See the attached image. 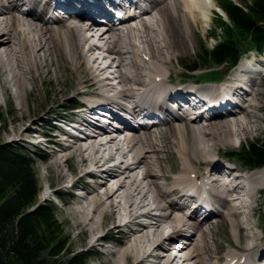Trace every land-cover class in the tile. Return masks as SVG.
<instances>
[{
  "label": "bare ground",
  "instance_id": "obj_1",
  "mask_svg": "<svg viewBox=\"0 0 264 264\" xmlns=\"http://www.w3.org/2000/svg\"><path fill=\"white\" fill-rule=\"evenodd\" d=\"M49 1L0 0V94L10 97L19 110H26L14 119L12 139L16 140L24 132L32 135L39 131L29 127V122L19 124V120L30 114L33 102L29 94L37 90V94H46L43 82L60 79L62 66L84 72L85 78L77 81L74 91L97 86L96 92L80 103L84 113L71 109V115L64 116L66 124L75 119L73 128L83 136L37 139L66 140L61 141L60 149L53 150L52 165L69 181L65 185L81 182L83 187L67 208L75 225L94 235L103 232L113 216L114 230L125 233L127 239L115 248L106 246L103 252L108 264H178L176 250L187 251L181 257L185 264H257L258 255L264 254V243L260 239L261 246L256 234L244 232V219L241 221L238 214L244 205L253 208L247 219L255 223L251 219L253 203L264 184V169L244 174L231 165L233 160L225 158V153L213 154L219 144H230L241 133L253 135L263 129V77L244 80L231 73L221 84L202 83L199 75L194 85L182 79L186 74L173 61L190 55L200 21L211 19L213 8H219L215 0H148L151 6L142 16L114 19L103 12L106 23H97L99 18L90 12L61 17L45 7ZM20 4L25 6L23 11ZM247 60L264 65L263 56L254 54ZM174 75L176 81L172 80ZM195 91L201 92L202 100L211 97L214 101L234 92L242 105L226 114L204 110L190 118L195 106L186 98ZM152 106L167 109L166 115L153 116L152 123L138 128H117L115 121L127 124L129 113L143 115ZM177 106L185 107L184 112L175 111ZM109 107L114 111L113 119L109 118L103 129L98 124L108 117L98 109ZM90 114L94 122L86 118ZM222 115L225 117L218 118ZM63 123L60 131L69 135ZM167 153L175 154L181 163L173 174ZM206 160L212 163L195 170L197 163ZM64 164L67 171H62ZM78 165L80 172L74 168ZM87 176L92 184L85 182ZM207 184L210 196L203 197ZM49 195L42 191V197ZM214 214L219 218L214 219ZM221 221L238 243L235 246L232 241V249L227 248L228 253L220 257L221 245L214 232ZM103 236L95 234L91 244Z\"/></svg>",
  "mask_w": 264,
  "mask_h": 264
},
{
  "label": "trees",
  "instance_id": "obj_2",
  "mask_svg": "<svg viewBox=\"0 0 264 264\" xmlns=\"http://www.w3.org/2000/svg\"><path fill=\"white\" fill-rule=\"evenodd\" d=\"M218 3L228 20L216 13L214 35H218V27L222 32L212 47L200 45L196 59L231 65L248 50L262 51L264 0ZM2 131L0 125V264H89L91 252L69 246L55 204L38 202L37 160L31 152L4 142ZM233 153L248 166L264 165V138L250 141ZM39 156L46 159L45 154Z\"/></svg>",
  "mask_w": 264,
  "mask_h": 264
},
{
  "label": "rangeland",
  "instance_id": "obj_3",
  "mask_svg": "<svg viewBox=\"0 0 264 264\" xmlns=\"http://www.w3.org/2000/svg\"><path fill=\"white\" fill-rule=\"evenodd\" d=\"M234 1H236L237 3L241 2V0H234ZM215 2L217 5H219L218 0H215ZM217 10L219 12L222 11L221 9H220L221 10L220 11L219 8ZM215 13H216V8H213V12L210 14L211 19H208L205 22L202 20L200 21V24H199L197 31H196L197 35H196L195 41H194L195 45L193 48H191L190 55L181 56L177 63L175 60H173L174 63L177 64L184 73L187 72L190 74H197L198 72L201 71V69H197L196 71H189V70H187V65L188 66H196L199 63L198 60L196 59L197 54L199 52V48H200L199 46L200 45H206L207 47H212L215 44L217 37L220 36L219 33L222 32L220 27H218L219 29L216 30L218 35H214V29H215L214 26L216 25ZM70 22H71V20L66 21V23H70ZM223 69H225V67H223L222 70ZM190 74L189 75L186 74V76H184L182 79L183 80H190V83L194 84L193 81L195 80V78L196 77L200 78V76L199 75H190ZM175 77H176V75H174L172 80L176 81ZM83 78H85L84 72L78 73L77 71L73 70L72 67L67 68L65 66H62L60 79L53 77V78L45 80L43 82V86L46 90V94H44V93L37 94L38 90H37L36 94H33V95L29 94V98H32L31 101L33 102V105H32V108L28 111V113H30V114L26 115L25 116L26 118H23V121L19 120V124H20V122H25V123L29 122V127H37L38 128L37 130H39V131H36V133L32 134V135L29 132H24V134H22V136L16 140L12 139V137L15 136L13 134L14 132L12 129L14 122H15L14 119L18 116H22L23 114H26V110L25 109H22V111L19 110L18 108H16L15 102L10 97H3L0 94V116L2 117L1 121H0V125L3 129L2 139L4 142L8 143L9 145H11L13 147L23 148L26 151L31 152L32 156L37 160L36 166L38 169V176H39V180H40V191H39V195H38V202L49 201V202H52L55 204V206L57 207V211H58L57 217H58L59 221L62 222V224L65 228L66 238L69 241V246L75 250H83V251H86L88 253L91 252L93 254V257L89 261V264H108L107 263V261H108L107 257L103 252L104 249L108 245H110L112 248H115V245H120L121 241L127 239L125 236V233L119 232L118 229L114 230V226H115L114 221H113L114 218H113V216L110 215L109 219L107 220L108 222L104 226L103 232L101 231V232L95 233V234L101 233L104 235L100 239V241H99L100 243L98 242L95 244H91L90 240L94 238L95 234L94 235L91 233L89 234L86 229H83V228L75 225L73 214L69 213V211L67 209L68 206L73 204L74 201L77 199V195L73 192V189H71L70 187L65 185V183H67L69 181L63 180L61 178V175H59V173H60L59 168L56 165H52V161L55 159V156H52L53 150L60 149L61 148V146H60L61 141L66 142V140H64V139H60V141H55V140L40 141V140H37L40 138L50 139L52 137L54 139H59L60 137L63 138V136L68 137V133L63 134L60 131V128H61L60 126L63 123V120H65L64 116L69 117L71 115L70 114L71 112L67 109L64 110V107L70 104L69 99L76 98L80 102L81 100L88 99L89 96H91V94L95 93L97 90L96 85H86L83 88L84 90H82V87H79L80 88L79 90L74 91L75 88L77 87V81H83ZM200 80H201V78H200ZM263 82H264V78H263ZM85 89H87V90H85ZM80 92L84 93V94H82L80 97L77 95L74 97V95L76 93H80ZM239 110L240 109H238L234 112H238ZM229 115H232L231 118L235 117L234 114H229ZM54 116H56V117H54ZM77 117H79V116H77ZM221 117H225V115L218 116V118H221ZM73 118H75V116L70 118V119H73ZM86 118L91 120L92 122L95 121V119L91 118V114L87 115ZM83 122H84V120H83ZM19 126H22V123ZM108 126H109V123H108ZM262 127H263V129L257 131V133H255L253 135L252 134L246 135V136H243V134L241 133V130H239L241 135H239V137L236 139V141L232 142L230 144H227V143L219 144V147L215 149V153L213 154V157L221 156L222 153H225V151L227 149L230 150L233 148L234 149L240 148L241 145L242 146L246 145L250 141H254V140H257L260 138H264V124L262 125ZM88 129L91 130L90 128H88ZM57 135H58V137H57ZM210 136H213V135H210ZM32 137L35 139L34 141L31 140ZM53 143H56V144L48 146V144H53ZM60 153H64V151L60 152ZM41 154H45L46 159H42L39 156ZM167 154L169 156V158L167 159V164H170V162H172L173 167H174V169L170 171V174H173L176 171V169L180 166L181 163L176 158L175 154H173V153H170V154L167 153ZM232 160H233V162L231 163V165L238 166V168L241 169L240 172H243L244 174L248 173V172L249 173L252 172V171L248 170L249 168H246V166L242 162H240L238 159L232 158ZM111 161H113V160H111ZM70 162H72V164H73L75 162L74 158H72V160ZM210 163H212V162H210L208 160L200 161L199 163H197L198 168H196L195 170H197V169L199 170L200 166H202L203 164L209 165ZM67 164H68V162H67ZM79 167H80L79 165L74 166V168L76 169L75 171L80 172ZM63 168L64 169H62V171L68 170V168L65 164L63 165ZM69 172H72V171L69 170ZM139 172H140V170H139ZM202 172H203V170L199 171V173H202ZM233 174H235V173L233 172ZM186 177H188L187 171H186ZM90 179H91L90 177L89 178L86 177L85 182L92 184L93 181ZM90 184H88V185L90 186ZM76 185H78L79 187H81L83 189V187L81 186V182L76 183ZM261 187H262L261 191L256 193V200L253 203L255 210L253 211V215H252L251 219L255 223L250 224V220L247 219L250 217L247 215L248 211H250V210L252 211L253 208L250 209V207H249V209H250L249 210L248 207L244 208L245 207V205H244L242 207V212H241V208H240L239 214H238V216L240 214H242V215H240L241 217L239 216L241 221H242V219H244V223L242 221V224L244 225V232L256 234V236L259 237L258 241H259L260 245H261L260 239L262 241L264 240V235H263V237L260 238V236H262V234H264L263 231L261 230V228L264 230V193L262 195L260 194V196H259V193L264 191V184ZM45 190L50 193L49 197H42L41 196L42 191H45ZM58 190H61V192L64 194L63 198H60L56 194V193H58ZM76 191H78V190L76 189ZM83 192H85V191H83ZM69 194L71 196H69ZM248 195H249V193H248ZM243 202L244 201L242 199V204H243ZM229 204L231 205V203H229ZM250 204H251V202H250ZM243 208H244V210H243ZM213 216H214V219L219 218V216H217L216 214H214ZM221 219H223L222 216H221L220 220ZM223 223L224 222L221 221L217 227V230L214 232V235L217 237V239L221 245V247L219 249V252L221 253L220 257L222 255H225L228 253L227 248L232 249V246L230 245V243L232 241L234 242L235 246L238 243V242H236V239L234 237L228 235V232H226V228H225ZM185 232L190 233L192 231L187 232V230H186ZM91 235H93V236L91 237ZM178 238L182 239L183 237H178ZM166 245H169V243L166 242ZM158 251L163 252L162 249H158ZM182 251L178 252L176 250V252L179 253L178 254L179 256H177L179 258L178 264H185L186 263V262L182 263L183 259H181V257H184L187 251H183V252ZM213 255H215V254L213 253ZM215 259L216 258H213L212 261ZM130 264H133V263L130 262Z\"/></svg>",
  "mask_w": 264,
  "mask_h": 264
}]
</instances>
